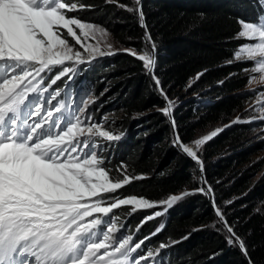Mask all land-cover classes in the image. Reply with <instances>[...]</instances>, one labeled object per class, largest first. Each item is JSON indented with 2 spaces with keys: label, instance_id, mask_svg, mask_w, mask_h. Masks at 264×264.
<instances>
[{
  "label": "snow or ice",
  "instance_id": "obj_1",
  "mask_svg": "<svg viewBox=\"0 0 264 264\" xmlns=\"http://www.w3.org/2000/svg\"><path fill=\"white\" fill-rule=\"evenodd\" d=\"M105 3L138 13L145 28L144 49H115L105 28L77 15L94 10L82 0H0V264H162L161 250L168 245L147 248L151 237L138 240L123 232L125 225L118 227L120 217L114 210L132 206L134 213L157 206L144 197L120 195L142 178L127 174L123 164L114 169L117 176L107 167L103 152L120 135L93 117L95 98L77 93L79 98L73 99L68 91L79 66L97 57L123 51L142 62L166 102L158 111L170 119L175 146L199 166L202 186L195 191L213 192L210 185L203 187L207 181L198 151L221 129L183 142L172 117L174 102L155 75L156 44L147 31L142 0H134L135 7L119 0ZM234 41L229 63L258 74L259 86L250 89L258 94L251 107L259 108L264 119V14L255 21H239ZM255 79L250 76L249 83ZM190 194L172 195L160 203L171 206ZM212 205L217 230L239 248L247 264H254L246 241L214 198ZM160 215L156 211L147 216L140 228Z\"/></svg>",
  "mask_w": 264,
  "mask_h": 264
},
{
  "label": "trees",
  "instance_id": "obj_2",
  "mask_svg": "<svg viewBox=\"0 0 264 264\" xmlns=\"http://www.w3.org/2000/svg\"><path fill=\"white\" fill-rule=\"evenodd\" d=\"M82 2L93 5L94 10L81 11L77 15L105 28L119 45L137 51L144 49L145 28L140 26L138 13L108 5L105 0ZM119 2L135 7L134 0ZM141 9L147 31L156 44L155 75L168 97L174 99L197 77L195 86L198 91L202 90L201 95L213 98L195 110L173 111L183 142L190 143L195 131L208 124L229 123L242 106L240 92L249 81L244 65L229 63L236 48L234 35L239 21L256 20L260 11L257 1L144 0ZM114 61L115 66L99 69L98 74L107 78L108 73L113 72L111 79L117 84L115 102L126 116L163 106L161 99L152 94L151 77L146 75L141 62L126 54L116 56ZM92 80L97 83V76ZM167 123V117L155 113L143 126L155 136L151 144L153 136L142 138L139 133L143 129L137 131L135 123H130L128 118L117 123L120 131L126 130L127 135L124 141L110 144L104 150L103 154L108 157L107 167L117 176L114 169L123 164L127 174L142 177L120 190L122 197L136 195L157 205L186 188H200V184L189 179L187 165L195 171L196 166L185 155H177L175 164L167 167L162 155L164 151L165 158L174 155V148L167 147L166 143L152 146L154 141H162V136H169L171 129ZM244 132L245 127L241 125L226 127L205 146L200 158L216 204L246 241L254 264H264V213L258 210V205L264 202V177L252 178L251 174L257 173L256 166L235 170L237 166H244L252 153V149H243L247 140ZM218 180L221 183L217 184ZM230 200L232 203L226 204ZM115 213L130 232H136L141 222L153 215L152 211L133 213L126 206ZM213 221L212 199L195 194L169 213L161 223L164 225L162 231L149 242L152 249L161 243H173L165 248V264H247L239 248L228 245L221 234L211 229ZM159 226V222L150 220L139 231L145 238Z\"/></svg>",
  "mask_w": 264,
  "mask_h": 264
},
{
  "label": "rangeland",
  "instance_id": "obj_3",
  "mask_svg": "<svg viewBox=\"0 0 264 264\" xmlns=\"http://www.w3.org/2000/svg\"><path fill=\"white\" fill-rule=\"evenodd\" d=\"M256 1L258 4L261 3V0H256ZM107 40L109 43H111L113 45V47L115 49L126 48V47L119 45L116 41H114V39L112 38L110 33H108ZM91 42L95 43V39H93ZM77 47H79V46H77ZM101 48L103 50H106L104 48L103 44H101ZM144 48H145V46H144ZM122 54H126V53H124L123 51H120V52H118L114 55H111V56L106 55L103 57H97L95 60H93L90 63H85L83 65H80L79 71L76 74L75 79H74V81H79V83H81L83 86L82 92L79 94V97L88 98L90 96V97L95 98L96 103L94 105V110L92 112L93 117L97 121L103 122L105 124V127L108 130L114 132L115 134L120 135V137H121L120 140L114 141L111 144H114L117 142L120 143L121 141H124L126 139L125 137L127 134L125 132L120 131V129L116 126L120 120L128 118L130 123H132V122L135 123L134 124L135 129H137V131H138L139 129H143V126L150 122V117L153 114L160 113L158 111V109H160L164 106V105L163 106H154L151 109H148L142 113L132 114L129 117L126 116V114L124 112H122L121 109H119L118 104L115 102L117 99L116 98V90H115V87L117 86V84H116V82H114L111 79V75H112L111 73H113V72H109L108 77L105 78L103 75L98 74V70L102 69V68L108 69V68L115 66L114 58L116 56H119ZM126 55H128V54H126ZM128 56L131 57L132 59H135L134 57H132L130 55H128ZM246 73H247V76L249 78H250V76L255 75L256 79L253 80L252 83H249V81H248L246 86L241 90L240 95L243 99L242 106L235 113V115L233 116L231 121L229 123H223V122L211 123V124H208L207 126H205L204 128L196 130L194 133V136L192 137V140L190 141V143L194 142L196 139H201L206 135H211V133L213 131H216L217 129H221V131L217 132V135L212 137L204 145L201 146V148L198 151V155L200 157L202 155V153L204 152L205 146L210 141L215 139L219 134H221L226 127H228L232 124L244 126L245 127L244 134H245V137L247 138V140H246V145L243 147V149H246V148L252 149V153L248 157V160L246 161L244 166H242V167L237 166L235 168V170L238 171L242 168L245 169V168H249L251 166H256L257 173L251 174V176H252V178L257 179L260 177H264V119L259 118L262 115L261 110L259 108L252 110V107H251V106L256 104L258 94H254L252 91H250V89H255L259 86V76H258V74L251 73L250 71L246 72ZM94 76H97V83L98 84L95 83L94 80H92L94 78ZM128 76H129V74H128ZM147 76H149V75H147ZM196 78L192 82H190V84L188 85L186 90L181 92L174 99L169 98L171 101L174 102V108L172 109V117H173V111H175L177 109H179L180 112H185L189 108H191L192 110H195L196 108L204 107L205 102H208V101L213 99L210 96H202L201 95L202 90L198 91V88L195 86ZM85 80H87V81H85ZM150 82L151 83H149V88H150L152 94H154V96L156 98L163 99L162 96L159 94V92L156 90V88L154 86V82L152 81V79H150ZM237 118H239L240 122L234 123V121H236ZM167 119H168L167 124L170 126V129H171L169 136L168 137L162 136L163 142L160 141L158 143H155V141H154V143H152V146H156L157 144H159V146H164L165 145L164 143H166L167 147L174 148V151H175L174 155H172V156L169 155L168 157H166L167 159L164 157L166 151H164L165 153L162 155V158H163L162 161L164 160L166 162L165 165L167 167H172L175 164V158L177 155L182 154V155L186 156V154H183L182 151L175 146V144L173 142L174 141L173 128H172L170 119L169 118H167ZM139 134L142 135V138H144V137L148 138L149 135H151V136L153 135L152 132L149 131L148 129H143L141 131V133H139ZM149 140L150 139H148L147 142H149ZM153 140H155V136H153L152 139L150 140V144H151V141L153 142ZM101 142L107 143V142H103V141H101ZM162 143H163V145H162ZM147 146H148V144H147ZM187 159H191V158L189 157ZM190 162L195 164L196 171L193 167L191 168L187 165L186 170L188 171L189 179L194 184L195 183L200 184V187H201V180H200L201 172L199 170V166L192 159L190 160ZM203 178H204V180H206L204 172H203ZM219 183H221L220 180H218L217 184H219ZM207 187H208V183L205 184V188H207ZM195 190L196 189L186 188V189L178 192L175 195L180 196L182 193H184L186 191L193 193V194L184 196L182 199L172 203L171 206H169L167 204L159 203L153 209H138L136 212H138V211H142V212L152 211V213L154 215V213L156 211H159V212H161V215L158 217H154V219H152V220L157 221V222H159V225H162L161 223L164 222L166 217L169 215V213L176 206L183 204V202H185L190 196H193L195 194H203V193H200L199 191H195ZM203 195L207 196L206 194H203ZM167 199H165V200H167ZM208 199H213V192L209 194ZM226 204H228V203L226 202ZM122 207H124V206H122ZM126 207L130 210V212H132V206H126ZM116 210H118V209H116ZM116 210H114V213ZM258 210L261 211L262 213H264V202H262L261 204L258 205ZM216 222H217V217L215 215V210H214V221H213L214 224H212V226H210V227H211V229L215 230L218 234H221V236L226 241L225 233L223 231L217 230L219 225ZM121 224L122 223L119 220L118 221V227ZM204 227L196 228V229H194L193 232L195 233L196 231H199V230L203 229ZM123 232L125 234H134L138 240L144 239L143 234L140 231L136 230V232H135V230H134V231L130 232L129 228L127 226L124 227ZM147 237H151V235H149ZM166 245H168V247H169L170 245H173V243L172 244L169 243ZM146 247L152 248V245L150 244L149 240L146 241ZM168 247H167V249H168ZM161 251H162V257H161L162 264H165L166 250L163 249ZM158 264H159V262H158Z\"/></svg>",
  "mask_w": 264,
  "mask_h": 264
},
{
  "label": "water",
  "instance_id": "obj_4",
  "mask_svg": "<svg viewBox=\"0 0 264 264\" xmlns=\"http://www.w3.org/2000/svg\"><path fill=\"white\" fill-rule=\"evenodd\" d=\"M143 2H144V0H142V4H143ZM142 4H141V6H142ZM141 6H140V7H141ZM143 39H144V36H143ZM149 47H151V46H149ZM161 102H162V104L165 106V103H166V102H165L163 99H161ZM140 130H141V129H140ZM125 133H126V130H125ZM152 136H153V135H152ZM186 156H187V155H186ZM187 158H189V157H187ZM189 160H191V159H189ZM201 186H202V184H201ZM203 187H205V184L203 185ZM208 196H209V194H207L206 197L208 198ZM214 210H215V209H214Z\"/></svg>",
  "mask_w": 264,
  "mask_h": 264
}]
</instances>
